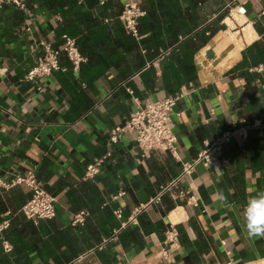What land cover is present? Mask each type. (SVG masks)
I'll use <instances>...</instances> for the list:
<instances>
[{
	"label": "crops",
	"instance_id": "1",
	"mask_svg": "<svg viewBox=\"0 0 264 264\" xmlns=\"http://www.w3.org/2000/svg\"><path fill=\"white\" fill-rule=\"evenodd\" d=\"M126 1L28 0L34 12L28 33L22 10L0 7V176L34 169L56 197L55 216L34 222L21 212L28 189L0 188V219L10 222L0 235V264H260L264 237H247L243 206L264 190V71L254 69L264 64V0L180 1L186 18L195 3L199 29L208 34L189 53L191 80L182 69L187 52L176 44L157 67L145 66L151 52L140 40L149 32L138 39L126 33L118 17ZM135 1L146 12L148 1ZM62 34L75 37L85 57L78 69L61 57L59 70L25 80L41 52L39 39L58 45ZM175 92L184 94L171 113L179 159L161 150L143 155L126 134L101 172L84 177L86 164L105 152L109 128L138 105ZM238 120L257 125L170 185L181 161ZM163 186L170 188L155 201ZM188 194L198 205L188 203ZM79 211L85 220L72 225ZM171 223L178 241L164 245Z\"/></svg>",
	"mask_w": 264,
	"mask_h": 264
},
{
	"label": "built area",
	"instance_id": "2",
	"mask_svg": "<svg viewBox=\"0 0 264 264\" xmlns=\"http://www.w3.org/2000/svg\"><path fill=\"white\" fill-rule=\"evenodd\" d=\"M78 3L83 0H77ZM13 4L16 8L25 13L23 22V31L28 33L31 31V22L34 18V12L28 4V0H0V7L5 4ZM144 11L135 0H127L118 17L121 20L126 33L135 38H139L138 23L140 17L144 15ZM41 47V52L37 56L33 67L25 74V80L40 81L53 71L61 68L60 59L65 57L73 69H78L79 65L85 60V57L80 53L76 39L68 34L61 35V42L56 45L49 39L41 37L38 41ZM168 50L161 51L158 56L151 62L145 64L146 67L155 66L168 55ZM257 71H264V64H259L254 67ZM36 90L42 92L44 90L42 82L36 86ZM131 92V91H130ZM182 92L168 94L156 100L146 101L129 114L123 123L111 127L106 133V150L103 154L93 157L85 166L84 177L94 178L101 172L104 164L112 157L114 146L119 142L123 135H130L137 147L143 152V155H148L152 150H161L171 153L175 158L179 159L177 152L178 139L173 131L171 122V113L176 105V102L182 98ZM101 102L94 106H99ZM257 122L247 123L244 120L234 121L231 128L225 131L222 135L214 139L210 143H206L198 152L197 156L189 161H181L182 170L178 177L171 182L173 185L177 180L191 173V170L199 161H209L215 152H218L224 143L228 142L234 135H240L246 138L249 129L256 126ZM16 185H23L28 189L29 196L21 207V212L28 219L37 222L40 219H49L55 216V201L56 197L48 191L44 182L37 176L34 169H26L23 172L12 171L8 179H3L0 176V188L10 189ZM170 186L160 188L155 201L159 196ZM186 195V193H183ZM188 203L198 205V199L193 194H188ZM121 208L116 207L114 214L117 217L121 216ZM86 211H79L74 214L71 221L72 225L83 223ZM133 219V218H132ZM10 222L7 218L0 219V235L9 226ZM178 241V233L175 226L171 223L164 232L163 244L168 242ZM101 247V246H99ZM93 249H89L86 253L77 257L76 260L91 253ZM229 253V251H227ZM168 252L162 249L161 256L166 257Z\"/></svg>",
	"mask_w": 264,
	"mask_h": 264
},
{
	"label": "trees",
	"instance_id": "3",
	"mask_svg": "<svg viewBox=\"0 0 264 264\" xmlns=\"http://www.w3.org/2000/svg\"><path fill=\"white\" fill-rule=\"evenodd\" d=\"M147 1L148 7L146 8V12L138 23L139 35L143 32H149L145 38L140 40L142 44L144 43L143 50L151 52V56H147L144 64L154 60L161 51L168 50L169 55L174 50L171 45L176 44L178 45V50L183 48L187 52V63L184 59L182 62L184 73L185 69H187V80L194 79L196 72L195 69H193L192 73H190V62L188 60L189 53L191 50L192 52L195 51L208 37V34H205L206 27L203 28L204 31L202 32V28L199 29V23L197 22L194 8L195 3L191 4L190 2V5L186 8L192 11V13L188 15V18H186L185 14L187 10H182L180 6L181 0ZM209 31L210 33L213 32L212 29ZM163 32L165 33L166 38L162 34ZM182 34H184V36L187 35V38L180 41L179 35Z\"/></svg>",
	"mask_w": 264,
	"mask_h": 264
},
{
	"label": "clouds",
	"instance_id": "4",
	"mask_svg": "<svg viewBox=\"0 0 264 264\" xmlns=\"http://www.w3.org/2000/svg\"><path fill=\"white\" fill-rule=\"evenodd\" d=\"M216 195L222 204L230 206L222 191L218 190ZM243 220L249 239L264 237V190H258L248 198L243 206Z\"/></svg>",
	"mask_w": 264,
	"mask_h": 264
},
{
	"label": "bare ground",
	"instance_id": "5",
	"mask_svg": "<svg viewBox=\"0 0 264 264\" xmlns=\"http://www.w3.org/2000/svg\"><path fill=\"white\" fill-rule=\"evenodd\" d=\"M237 17V19L239 20V21H241V18L240 17H238V16H236ZM226 21L228 22V23H230V19L229 18H226ZM226 22V23H227ZM231 25V24H230ZM250 31V30H249ZM252 32V31H251ZM227 33V32H226ZM248 33V32H247ZM233 34V33H232ZM246 34V33H245ZM251 35H253L252 33H250ZM249 35V34H248ZM239 37V36H238ZM252 37V36H251ZM230 39V38H229ZM245 39H246V37H245ZM236 40V39H235ZM248 40H249V37H248ZM253 40V39H252ZM245 43V42H244ZM244 47V46H243ZM240 53V52H239ZM238 53V54H239ZM234 56V55H233ZM228 57V56H227ZM232 61H233V59H232ZM219 65V64H218ZM217 67V66H216ZM217 69H218V67H217ZM261 264H264V260H262V262H261Z\"/></svg>",
	"mask_w": 264,
	"mask_h": 264
},
{
	"label": "rangeland",
	"instance_id": "6",
	"mask_svg": "<svg viewBox=\"0 0 264 264\" xmlns=\"http://www.w3.org/2000/svg\"><path fill=\"white\" fill-rule=\"evenodd\" d=\"M261 264V263H260Z\"/></svg>",
	"mask_w": 264,
	"mask_h": 264
}]
</instances>
